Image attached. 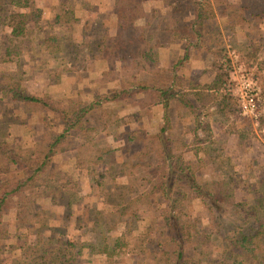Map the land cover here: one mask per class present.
Masks as SVG:
<instances>
[{
    "label": "trees",
    "instance_id": "1",
    "mask_svg": "<svg viewBox=\"0 0 264 264\" xmlns=\"http://www.w3.org/2000/svg\"><path fill=\"white\" fill-rule=\"evenodd\" d=\"M137 1L139 0H112L118 20H131L133 4ZM174 2L175 0H158V6H151L150 14H145L140 31L119 22L107 34L97 38L93 36L94 43L97 41L95 48L99 47L104 58L113 61L110 66L119 62L121 67L133 71L136 78L122 79L118 87L104 85L94 92L90 101H76L68 107L49 93L31 92L21 82L23 79L14 78V74L9 73L11 76H3L5 78L0 81L1 96H6L8 100L22 104L31 111L51 113L53 118L57 116L61 121L57 130H52L53 122L43 123L38 141L27 154L18 153L7 139H0V236L8 230V226L4 225V216L13 209L15 231H19V226L24 225L27 232V246L26 241L20 243V236L13 244L21 250L18 256L20 259L24 257L25 264H75L80 259L83 248H89L90 253H103L110 259L119 256L123 243L119 244L112 235L115 234L121 217H134L139 206L149 205L153 199L158 212L151 216L149 225L138 234L136 247L125 252L126 262L138 264L140 261L137 253H141L138 250L141 248L142 251H147L153 264H204L199 259H194L193 248L199 242L208 241V238L194 230L189 216L181 214L182 203L187 196L197 198L209 215L216 214L217 218L220 217L219 214L228 216L223 221L229 224L225 225L229 229L227 233L221 234L227 249L233 246L236 249L252 247L251 250H264V222L258 211L247 207L243 202H235L231 193L223 188H209L211 183L200 180L199 162L184 159L185 143L165 133L171 126L167 114L170 103L173 101L175 110L181 106H191L183 93L177 91L180 77L175 73L176 67H159L157 47L161 44L162 34L170 28L150 23L153 14L160 15L162 8ZM176 9L182 12L184 7ZM206 10L212 12L210 0H198L189 25H183L180 17L181 22L177 21L172 29L174 34H181L189 44H196L198 39L199 43L205 42L203 18L208 14ZM72 11L71 8L65 9L64 12L68 13L56 15V22H77ZM68 15L72 16L71 20ZM39 17L40 10L34 7L32 0H0V30L6 24L5 19H10L9 26L12 30L23 35L25 23L28 20L36 21ZM72 49L86 50V45L77 43ZM4 52L0 56L1 60L20 63L19 57H10L8 47H5ZM211 53L215 66L212 68L216 70L218 77L217 88H223V93H219L220 106L224 112L233 113L232 60L224 48H212ZM109 71H103V74L106 75ZM140 71H154L159 81H146L140 75L137 76ZM107 80L106 77L102 82ZM261 81L264 102V77ZM202 88L207 90L205 94H211L209 91L214 88V84ZM138 93L143 97L137 98ZM217 93H212L216 99ZM173 99L176 100L175 104ZM117 100L120 101L119 105L107 106ZM155 103L163 105L165 119L155 133H149L141 120L133 119L125 112L130 104L141 107ZM93 113L98 114L97 118L89 119ZM260 121L264 126V116ZM37 128L39 127L35 128L36 131ZM101 131L112 135L114 139H120L122 143L101 153L95 148L94 138ZM71 132H77L80 139L76 145L80 149L76 155L77 166L82 165L81 168L89 170L98 162L112 160L116 163L117 175L124 178V181L110 186H106L105 181H96L99 187H94L95 193H91V196L80 195L81 182L69 179L65 174L62 177L55 176L52 182L41 183L43 181L39 178L40 174L49 171L53 156L65 150ZM88 150L95 152L91 159H86L83 155ZM110 188L118 201L109 202L110 205L106 206L107 200H99L97 194L103 197ZM37 199L47 200L49 212L53 207L63 205H68L74 211V231L81 230L74 240L69 239L67 226L65 233L60 234H55L58 232L56 225L44 227L58 218L54 215L51 217L52 213H48L47 223L34 218L38 212H30L28 205ZM26 216H31L32 219L28 220ZM213 216L208 218L212 219ZM86 233L90 239L82 241L81 236Z\"/></svg>",
    "mask_w": 264,
    "mask_h": 264
},
{
    "label": "rangeland",
    "instance_id": "2",
    "mask_svg": "<svg viewBox=\"0 0 264 264\" xmlns=\"http://www.w3.org/2000/svg\"><path fill=\"white\" fill-rule=\"evenodd\" d=\"M47 1H50L51 6L55 8L53 11L55 13H58L59 10L64 11L67 9L68 6L63 7L64 5H68L67 3L75 4V1L73 0H64V2H61L63 0ZM87 1L88 0H84L83 2ZM164 1L171 2V0ZM197 2L198 0H175L174 4H170L169 6L162 8L163 10L161 15L154 16L153 14V16L150 17L151 24H160L161 28H170V30H167L162 34L161 41L163 43L169 44L175 42V34H177V32L174 34L172 29L174 28L177 21L178 23L181 22L180 17L182 14L184 19L182 22L183 25H189V22L193 17L194 6ZM210 2L212 5V12L209 13V10H206L208 14H205L206 16L203 18V32L205 34V42L212 44L214 47L222 44V37L224 35L225 38L227 37L229 39L230 51H233V53L228 54V56L232 59V64L234 66L231 76L233 81L231 92L234 96L232 108L235 110H233V114L230 116H228L229 113H225V117L228 116L227 122L225 123L227 125V130H230L235 136L240 133L241 138L238 140L236 139V141L234 139L231 142L229 141L226 145L227 149L221 152L223 148L220 147L219 142L214 137V142L212 144L211 142L207 144V148L210 150L209 156L212 160H210L211 165L208 164L209 161L198 158L201 160V164H203L199 170V177L202 182L211 183L208 185L209 188H223L226 192L231 193L232 200L235 202H243L247 207L249 206L255 208L263 218L262 221L264 222V130L259 131L257 128V126L260 125L259 120L262 114H264V102L262 101L263 98L261 94V80L262 77H264V0H210ZM138 3V5L133 7V16L135 17L133 18L134 21H121L123 25L131 24L130 26H132L136 31H140L142 29L143 17L142 19H139V15L141 16L144 14L145 10L143 11V8L146 9L145 14L149 12V15V8L151 6H158V0H141ZM179 6L184 7L182 12H179L178 9H176ZM6 7L7 6H5V8ZM37 8L40 10L41 14V9L39 7ZM7 11L8 10H6V12ZM61 14H63V12H61ZM74 15H80L79 10L73 12L72 16ZM82 17L84 18L85 16ZM103 18L104 17H101L100 20L105 19ZM9 20L10 19H5L6 24H4L2 26V30H0V56L5 53V47H8L11 53L10 57L13 59L19 57L20 60H23L25 59L24 56H18L20 53V43L21 48L25 50L26 46L30 43V40L24 41L23 39H25L24 37L30 36L16 34L9 26ZM68 27L69 25L64 23L52 24L51 21H42L41 24H37L38 30L35 33L39 36L38 39L46 40L48 38L45 41L46 43H56V41H51V39H49L50 36L47 35V32L50 30L49 35H53L52 33L55 31L56 36L52 37L57 38V42H61L60 39L65 36L68 31ZM84 27L85 30L91 34V39L93 40V36H96L97 38L99 37V33L100 35L104 34V28L99 25V20L95 21V23H91L89 21V23L84 24ZM79 30V23L73 25V38H76V34ZM38 39L32 42L38 45ZM62 42L64 44L67 43L65 40ZM71 43L75 42L73 41ZM95 44H97V41H95ZM67 54V52L60 54V57L58 56V62L61 63L63 68H67L68 71L65 72H68V79L70 78L73 82L75 81L74 75H77V71L82 68L91 70V68H93V64H98V61L94 62V59H92L94 57L93 52H89L87 54L86 50L75 49L72 51V54H70L71 57L69 59L63 60L64 58H67L64 57ZM5 61L4 67H0V81H3L6 76L10 75L9 73H11V75L14 74V78H20V74L18 72L19 69L16 68L21 67L20 63L17 64L18 66H15V61ZM55 62L52 61V65L54 67H56ZM39 67H44V65L42 64ZM43 75L44 73H41L37 79L38 82L34 83L41 84L39 83L40 81L43 83V78H41ZM119 75L120 77L126 76V70H120L119 73L113 72L110 76L116 77ZM139 75L146 81L156 79L154 71H140L137 76ZM3 76L5 77L3 78ZM59 77L60 76H56V78ZM243 78L252 80L258 91L257 124L254 122L253 118L244 115L239 109L236 90L241 85ZM26 80H28L29 83H33V81H30L28 78H26ZM59 80L60 82H63L65 79L62 80V77H60ZM21 82L28 85V83L24 82L23 80ZM57 84L59 83L56 82V93L54 96H66L64 99L61 98L66 106H72L74 102L80 101V99L73 94L67 95L66 92L64 93V91L61 90L62 88ZM107 84L108 82H106L104 85ZM1 95L2 93H0V139H7L11 143V146L18 153L27 154L34 148V145L38 141V138L41 134V125L43 123L53 122L52 130H57L61 126V121L57 116L54 117V119L53 116L46 114L45 112L41 113L37 111H31L29 108L24 107V105L11 102L6 98V96ZM209 95L210 94H208V97ZM107 106L112 107V104H108ZM97 116V113H93L89 119L97 118ZM261 126L263 125L261 124ZM36 127H39L37 128V131L35 129ZM254 128L257 129V131H255ZM262 129L264 128H261V130ZM217 137L220 140V143H222V140H226L228 136L225 138L220 136ZM201 138L207 140V137H205L204 134L201 136ZM95 139L97 140H95V148L101 153L111 150L112 146L115 145L112 142L110 147L107 146L106 140L102 139L99 141L98 137ZM177 139L184 140V138L181 136L177 137ZM79 141V134L74 132L69 137V142L67 145L76 146ZM258 141H263V144H260ZM244 148L248 149L249 152L244 150ZM94 154L95 152L93 150H88L83 153L86 159H91ZM191 156V151L185 153V157L187 159L191 158ZM53 157V159L60 162V166L63 169H66L63 174H65L67 178L72 179V175L78 177L82 184V195L86 194L91 196V193H95L94 187H99V185L97 186L95 183L96 181H105L106 186L123 182V180H121L123 178H113L111 176V172L109 173L107 170L106 173L99 172V170H96L94 166L92 171L87 170V172H85L86 174L82 173L77 175L75 170L71 171V167L68 166V159L65 158L61 153L56 154ZM203 157L207 158L206 156ZM62 171L54 170L52 171L51 175H59L57 177H62ZM97 196L99 200H107L106 206H109L111 202L118 201V197L116 194H114L112 188H110L105 196L101 197L99 193ZM28 207L30 212H38V215L34 218H38L41 223L48 222V213H52L51 217H53V215L54 217H58L56 220H54V222H48L44 226L46 227L49 224L58 226V232H55V234L65 233L67 226L69 228V232H67L69 235L68 237L69 239L74 240L77 237V233L81 231H74V224L72 221L74 220L75 214L74 211L70 210L68 205L55 206L49 212L47 200L42 199L37 202L36 200L32 201L29 203ZM157 212V205L153 199L151 204L139 206L136 209L134 217H121L115 234L112 235V237H114V239H116L119 244L123 243L119 256L110 259L103 253H90L89 248H83L80 259L77 263L75 262V264H129L125 260V252L128 251L127 249L129 248L134 249L133 247H136V239L138 234L143 231L144 227L149 225L152 219L151 216L156 215ZM181 214H183L185 217L189 216V220L192 222L194 230L198 231L201 236L208 238V241L204 243L199 242L195 245L193 248L194 259H199L204 264H264V250L262 249L251 250L252 247L236 249L233 246H230V248L227 249L224 246L221 234L224 232L227 233V230L229 229L226 227L229 226V224L223 221V219L227 220L225 218L227 215L219 214L218 216L220 217L218 218L216 214L213 216V214L211 215L210 213L209 215V213L204 208H202L200 201L197 198L192 199V196H187L186 200L183 201ZM209 216H213V218L209 219ZM29 218L30 220L32 219L31 216L27 217L28 220ZM220 219L222 223H220ZM14 220V210L11 209L4 216V225L8 226V230L5 232V234L0 236V264H25L24 257L20 259L18 256V254L21 253V250H19V248H15L13 244H15L16 238L20 236L18 238L20 239V243L26 241L25 246H27L29 243L26 240L27 232L25 231L24 225H20L19 231H15V225L13 224ZM229 220L231 219L229 218ZM21 223L24 222L22 221ZM230 226H233V224H230ZM81 238L82 241H89L90 239L87 233L83 234ZM138 250L141 251V253H137L139 256L138 261H140L138 264H153V259H150L148 254H146L147 251H142L141 248Z\"/></svg>",
    "mask_w": 264,
    "mask_h": 264
},
{
    "label": "crops",
    "instance_id": "3",
    "mask_svg": "<svg viewBox=\"0 0 264 264\" xmlns=\"http://www.w3.org/2000/svg\"><path fill=\"white\" fill-rule=\"evenodd\" d=\"M61 1V0H60ZM70 1V0H68ZM75 1V4L67 3L68 6L67 9H72V12H75L79 10L80 15H74V18H77V22H61L64 24L69 25L68 31L65 34L63 38H61V42H57V38L52 37L56 36V32L54 31L52 34H50V30L47 32V35L50 36L49 38L51 41H56V43H46L44 39H38L39 36L36 35L37 24H41L42 21H51L52 24H57L56 22V15H65L63 10H59L58 13L53 12L55 8L51 6L50 1L47 0H32V3L34 6L39 7L41 9V14L38 20H28L25 23V29L24 34L25 36L30 37H24L25 40H30V43L26 46V49L23 50L21 48L20 43V53L18 56L25 57V59L20 60V68H18V72L20 74V78L23 79L24 82L28 83V85L24 84L31 92L35 94H42L44 92L51 94L55 98L64 99L66 96L62 97H56L54 96L56 93V82L59 87H61L62 91L64 93L66 92L67 95L73 94L74 96L78 97L80 101H90L92 99V96L96 90L102 89L105 82H108V84H111L115 87H118L120 85V81L125 78H130L131 80H135L136 75L133 71H130L128 69H125L124 67H121V64L119 62H115L114 66H110V63L113 61H109L104 58L103 53L98 48H95L96 46L94 43V40L91 39V34L88 33L87 30H85L84 24L89 23H95V21L99 20V25H101L104 28V34H107L108 31H112L119 22L127 21V20H118L115 14V9L113 7L112 0H88L87 2H83V0H73ZM141 1V0H139ZM139 1L135 2L133 4V7L138 5ZM61 2H64L61 1ZM54 6V5H53ZM62 6V5H60ZM146 6V5H144ZM79 8V9H78ZM146 11L145 8H143V11ZM145 11L143 15H139V19H142L144 22L145 17ZM63 12V14H61ZM162 14V13H161ZM160 14V15H161ZM103 15V16H102ZM69 16V15H68ZM82 16H85L84 18ZM70 20L72 16H69ZM101 17H104V20H100ZM133 18H135L133 16ZM133 18L130 20V22L134 21ZM69 20V21H70ZM182 22L184 21L183 16H181ZM129 21V20H128ZM80 25V30L76 34V38H73V25L78 24ZM104 23V24H103ZM131 25V24H130ZM105 26V27H104ZM143 26V25H142ZM109 30H108V29ZM55 34V35H54ZM103 34V35H104ZM59 36V35H58ZM175 42L174 43H163L160 41V45L157 47V58L159 67L161 68H169V67H176L175 73L180 77V85L177 88V91L179 93H183V96L191 106H181L177 110L173 108V101L169 105V110L167 112L169 116V122L170 127L167 128L165 133L167 135L173 136L177 139V137L181 136L184 138V140L178 139L180 141H183L185 143V148L183 150V157L187 161H194L199 162L200 167L203 166L201 164V160L198 158H201L202 160L209 161L208 164L211 165V158L209 156V148H207V144L211 142V144L214 142L213 138L215 137L217 141L220 144V147H222V151H225L227 149L226 145L228 142L232 141L233 139L236 141L239 138H241L240 133H238L236 136L231 133L230 130L226 129V123L228 116L232 115L233 113H229L228 116L225 117L224 110L221 108V95L219 93H223V88H217L218 84L216 81L218 77L216 76V70L213 69V60L214 57L211 53L212 48H224L227 51V54L233 53V51H230V43L229 39L225 35L222 37V44H219V46H212V44H208L206 42H200L199 39L195 42L196 44H189L190 42H186L185 38L181 34H175ZM99 37H101L99 33ZM38 39L39 44L33 43L32 41H36ZM67 41L66 44H64L62 41ZM75 43H71V42ZM77 43H81L86 45V51L87 54L89 52L94 53V62L98 61V64H93V68L90 69H80L77 71V75L75 76V81L73 82L70 78L68 79V71L67 68H63L61 63L58 62L60 54L68 53L64 57L63 60H67L71 57L70 54H72V46H74ZM69 44V45H68ZM84 53V52H83ZM239 53V52H238ZM59 56V57H58ZM232 60V59H231ZM52 61L55 62L56 67L52 65ZM5 60H0V67H4ZM10 63V62H8ZM44 65V67H39L40 65ZM15 66L17 65V62H15ZM112 67V68H111ZM234 67V66H233ZM63 70H62V69ZM124 69V70H123ZM110 70L108 74H103V71ZM125 71L126 70V76H116L112 77L110 76L113 72L119 73V71ZM41 73H44V75L41 77L43 78V83L40 81L41 84H35L34 82H38V77L41 75ZM56 76L62 77L63 82H60L59 78H56ZM73 76V75H72ZM65 77V78H64ZM107 77V81L104 83L102 80ZM28 78L30 81H33V83H29ZM37 80V81H36ZM159 80L151 79L150 83H157ZM113 83V84H112ZM55 84V85H54ZM96 84V85H95ZM209 93H211L208 97V94H205L207 90L203 89L204 86H213ZM95 86V87H93ZM97 86V87H96ZM58 87V88H59ZM57 88V89H58ZM218 92V93H217ZM212 93H217L218 98L214 96ZM137 98H142L143 95L141 93H138L136 95ZM208 97V98H207ZM61 99V100H62ZM174 104L176 102L175 99ZM12 102V100H10ZM112 107L115 105H119L120 101H114L112 103ZM107 104V105H108ZM131 106L127 107L125 112L130 114V116L133 119H139L143 122L145 129L149 133H155L158 131V128L165 122L164 119V108L161 103H155L150 105H144V106ZM173 109V111H172ZM195 111V112H194ZM45 111H42L41 113H44ZM46 114H50L48 112H45ZM196 113V114H195ZM205 113V115H204ZM264 113V110H263ZM31 116H37V115H31ZM204 116V118H203ZM264 116V114H262ZM261 116V117H262ZM203 118V119H202ZM55 119V118H54ZM201 123V124H200ZM260 125L257 126L259 131L261 128H264V126H261V121L259 122ZM255 129V128H254ZM257 131V129H255ZM74 132H71L69 137ZM178 134V135H174ZM205 135L207 137V140L201 138L202 135ZM227 134V136H226ZM217 136H220L222 138L227 137L226 140H222V143H220V140ZM98 137L99 141L104 139L106 140L107 146L112 145V142L115 144L112 146V149L116 146L120 145L122 142L120 139H114L112 135L106 134L105 132H98L95 135V138ZM232 137V138H230ZM96 140V139H95ZM97 141V140H96ZM69 142V141H68ZM260 144H263V141H258ZM219 147V149H220ZM207 148V149H206ZM79 153V148L77 146H68L66 145L65 150L61 152V154L67 158L68 160V166L71 167V171H76L77 175L80 174H86L87 172L86 168L82 165L77 166L76 162V155ZM191 151L192 156L191 158L187 159L185 157V153L188 151ZM244 150H247L244 148ZM203 152V153H202ZM249 152V151H248ZM203 156H206L207 158H204ZM54 158V157H53ZM212 161V160H211ZM65 162V161H64ZM207 164V165H208ZM60 162L58 160L52 159L50 170L47 172H43L40 174L39 178L41 183H48L52 182L53 179H55V175H51L52 171L59 170L62 171V174L66 169H63L60 166ZM96 170H99V172L106 173L111 172V176L113 178H122L121 176L117 175V169H116V163L112 160H108L106 162H98L94 165H92L89 168V171H92L94 167ZM60 168V169H59ZM78 172V173H77ZM75 173V172H74ZM75 174V175H76ZM105 176V175H104ZM72 179H78L77 176L72 175ZM124 181V178L121 179ZM80 181V180H79ZM79 194H82V188L79 191ZM42 199H37V201ZM34 205V203H33Z\"/></svg>",
    "mask_w": 264,
    "mask_h": 264
},
{
    "label": "built area",
    "instance_id": "4",
    "mask_svg": "<svg viewBox=\"0 0 264 264\" xmlns=\"http://www.w3.org/2000/svg\"><path fill=\"white\" fill-rule=\"evenodd\" d=\"M236 96L240 112L244 115L250 116L254 122L258 123V91L254 82L248 78H243L241 85L236 90Z\"/></svg>",
    "mask_w": 264,
    "mask_h": 264
}]
</instances>
